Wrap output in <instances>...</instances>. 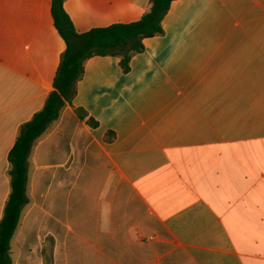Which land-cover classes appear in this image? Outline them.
<instances>
[{"label":"crops","instance_id":"crops-1","mask_svg":"<svg viewBox=\"0 0 264 264\" xmlns=\"http://www.w3.org/2000/svg\"><path fill=\"white\" fill-rule=\"evenodd\" d=\"M149 3L64 9L83 33ZM162 25L128 73L116 56L85 62L29 157L12 264H264V0H174ZM65 49L52 0H0V221L9 153Z\"/></svg>","mask_w":264,"mask_h":264},{"label":"trees","instance_id":"trees-1","mask_svg":"<svg viewBox=\"0 0 264 264\" xmlns=\"http://www.w3.org/2000/svg\"><path fill=\"white\" fill-rule=\"evenodd\" d=\"M173 1L150 0L147 11L138 21L79 33L64 9L65 0H52L55 26L66 43V49L61 56L54 89L49 93L44 107L21 126L8 156L11 192L0 221V264H12L10 243L19 226L23 207L29 201V157L36 142L57 121L61 111L73 104L78 82L84 75L85 62L93 56H116L120 58L123 72L128 73L132 57L145 50L143 40L164 34L162 22ZM75 111L81 120L88 116L81 108ZM87 123L92 127L98 125L93 118H89Z\"/></svg>","mask_w":264,"mask_h":264}]
</instances>
